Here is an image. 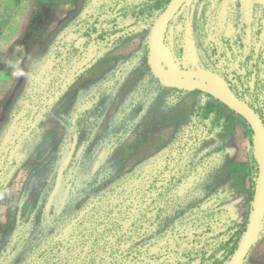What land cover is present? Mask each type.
Listing matches in <instances>:
<instances>
[{"label": "rangeland", "instance_id": "1", "mask_svg": "<svg viewBox=\"0 0 264 264\" xmlns=\"http://www.w3.org/2000/svg\"><path fill=\"white\" fill-rule=\"evenodd\" d=\"M169 1L0 0V264L232 257L252 207L249 139L223 107L201 116L200 82L153 68ZM263 16L264 0H185L160 43L238 97L252 79L264 118ZM242 264H264V217Z\"/></svg>", "mask_w": 264, "mask_h": 264}, {"label": "water", "instance_id": "2", "mask_svg": "<svg viewBox=\"0 0 264 264\" xmlns=\"http://www.w3.org/2000/svg\"><path fill=\"white\" fill-rule=\"evenodd\" d=\"M185 0H170L158 18L155 20L149 40L150 57L153 59L152 66L161 73L173 74L180 78L189 77L198 79L200 84L194 86L196 89L204 92L219 102L223 103L229 109L241 116L247 124L254 130L255 135L259 139V147L261 155L259 157V166L256 177L255 189L252 200L250 216L232 257L226 264H242L248 254L263 221L264 217V123L255 110L237 98L230 90L228 84L214 72L208 70H188L180 68L173 56L166 51L160 43V38L165 31L168 23L173 16L180 10ZM160 57L166 64L168 71H164L158 65L157 58ZM157 77L165 82L160 74ZM214 81L217 88H211L206 81ZM170 85H179L175 82H166Z\"/></svg>", "mask_w": 264, "mask_h": 264}, {"label": "trees", "instance_id": "3", "mask_svg": "<svg viewBox=\"0 0 264 264\" xmlns=\"http://www.w3.org/2000/svg\"><path fill=\"white\" fill-rule=\"evenodd\" d=\"M168 2V0L159 2L161 7L164 6L166 3ZM264 17V16H263ZM168 26V25H167ZM167 28V27H166ZM264 32V22L262 23L260 30L258 31V38L259 35L261 33ZM255 56L256 58H260L261 62H264V53L261 52H256L255 51ZM242 70V69H241ZM240 70V71H241ZM243 75H246V73ZM250 75V74H249ZM194 80H196L197 82H199L198 79L193 78ZM236 83L238 85V87H240L242 89V97H237V98H241V100L243 102H245L246 104L249 105L248 99H247V92L251 91L254 87V84L252 82V79H249L247 81L245 80H237L236 79ZM207 96L210 97L211 102L208 101L204 104L203 108L204 109H200V113L201 116H207L208 113L210 112H214L217 113V111H219L220 113L221 111V107H223L224 110L228 111V115L226 116L227 122L229 124H231L230 121H228V118L231 117V119L233 120L234 123L239 124L247 133L248 139H249V144H250V155L249 158L246 162L243 163H239L238 165L241 166V175L239 176V181H240V185L241 188L243 189L244 187V183L247 179V181L251 182L250 186H251V190L247 189L246 192L248 193L250 199H253V191H254V187H255V181H256V177H257V172H258V166H259V157L257 156L256 153V149H255V143H254V130L247 124V122L238 114H236L234 111H232L231 109H229L227 106H225L223 103L219 102L217 99L213 98L212 96L208 95ZM250 106V105H249ZM253 108V107H252ZM254 109V108H253ZM255 112L257 113L258 111L256 109H254ZM258 114V113H257ZM260 117V116H259ZM262 122L264 123V118L260 117ZM204 256H208L209 252H201ZM148 263V259L146 257H142L139 259H134V260H130L129 262L125 263V264H147ZM113 264H123L121 263L120 260H117L115 263Z\"/></svg>", "mask_w": 264, "mask_h": 264}, {"label": "flooded vegetation", "instance_id": "4", "mask_svg": "<svg viewBox=\"0 0 264 264\" xmlns=\"http://www.w3.org/2000/svg\"><path fill=\"white\" fill-rule=\"evenodd\" d=\"M263 40H264V34H262L260 37V42H259L260 45L258 44L259 45L258 48L255 49L256 52H258L261 49V45H262ZM262 52L264 53V48L262 49Z\"/></svg>", "mask_w": 264, "mask_h": 264}]
</instances>
